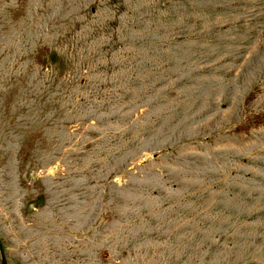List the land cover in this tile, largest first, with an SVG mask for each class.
Segmentation results:
<instances>
[{
    "label": "rangeland",
    "instance_id": "374dc122",
    "mask_svg": "<svg viewBox=\"0 0 264 264\" xmlns=\"http://www.w3.org/2000/svg\"><path fill=\"white\" fill-rule=\"evenodd\" d=\"M0 245L264 264V0H0Z\"/></svg>",
    "mask_w": 264,
    "mask_h": 264
},
{
    "label": "water",
    "instance_id": "95a60500",
    "mask_svg": "<svg viewBox=\"0 0 264 264\" xmlns=\"http://www.w3.org/2000/svg\"><path fill=\"white\" fill-rule=\"evenodd\" d=\"M0 260H1V264H5L1 245H0Z\"/></svg>",
    "mask_w": 264,
    "mask_h": 264
}]
</instances>
